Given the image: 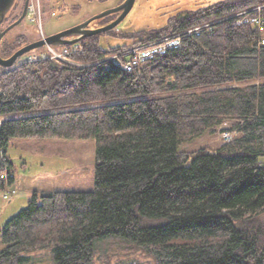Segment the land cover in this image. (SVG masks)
Instances as JSON below:
<instances>
[{
    "label": "trees",
    "instance_id": "16d2710c",
    "mask_svg": "<svg viewBox=\"0 0 264 264\" xmlns=\"http://www.w3.org/2000/svg\"><path fill=\"white\" fill-rule=\"evenodd\" d=\"M261 5L220 0L156 29L109 32L130 44L85 39L69 54L85 67L0 68V193L15 183L2 178L16 175L12 138L96 140L94 190L32 192L2 229L0 264H29L38 251L54 264H105L113 256L96 263V252L106 246L141 249L128 264H264V32L228 20L132 72L101 62L107 47L115 54ZM33 110L54 112L12 117ZM225 122L231 142L183 150Z\"/></svg>",
    "mask_w": 264,
    "mask_h": 264
},
{
    "label": "rangeland",
    "instance_id": "374dc122",
    "mask_svg": "<svg viewBox=\"0 0 264 264\" xmlns=\"http://www.w3.org/2000/svg\"><path fill=\"white\" fill-rule=\"evenodd\" d=\"M218 1L220 0H137L132 12L114 31L120 35H131L156 29L164 26L171 16L185 12L193 8L192 6L204 7ZM121 3L122 0H41L42 25L40 26L26 18L8 34L6 39L18 40L21 35L26 37H23L22 41H32L38 37L45 38L77 26L98 14L119 6ZM114 18L115 16L112 15L102 20H108V23H103L109 24L115 20ZM102 20L94 21L91 26L95 28H99L100 25L103 26ZM27 25L32 26L28 33ZM101 42L103 46H115L130 44L133 40L132 38H123V36L114 37L112 33H106L102 36ZM55 48L60 50L61 47ZM45 52L47 49L43 47L26 54L16 67L27 57L40 56ZM53 112V110H33L15 114L12 117H32ZM228 125L231 128L233 126L231 122H225L218 128L217 132L207 131L200 137L188 142L183 150L191 151L204 146L220 148L228 144L229 142L225 143V137L222 136L224 132L222 127ZM8 151L9 160L13 165L12 169L16 173L14 187L18 189V193L10 201L4 200V192L0 193V252L5 249L2 229L10 219L28 206L32 192L34 190L40 191L41 185L44 183L52 186L61 184L63 187H68L73 185V182L86 184V182L91 181L92 186L88 187L87 191H93L95 187V139L12 138L9 142ZM20 180L21 183H19ZM121 251V249L109 250L108 246L101 250L98 249L96 263L106 257L113 256L109 263L106 262L105 264H128V261L124 260L125 254L129 253L130 257H133L143 253L139 248ZM118 253L122 255L120 259L114 257ZM29 256L31 258L29 264H54L50 251H38L29 254ZM142 258L147 264H155L149 257Z\"/></svg>",
    "mask_w": 264,
    "mask_h": 264
},
{
    "label": "built area",
    "instance_id": "2783aa9c",
    "mask_svg": "<svg viewBox=\"0 0 264 264\" xmlns=\"http://www.w3.org/2000/svg\"><path fill=\"white\" fill-rule=\"evenodd\" d=\"M41 0H32V4L29 10V18L31 21L38 23L40 26L42 25V11H41ZM264 9V5L256 7L251 10L243 11L237 13L233 16H229L222 20L205 24L196 28H191L184 30L182 32L167 36L161 40L146 43V44H136L133 45L126 50L113 54L111 49L106 48L104 51L108 53V56L102 60L101 62L111 61L113 64L126 72H132L135 68L141 66L146 62H150L155 60L157 57L166 56L173 51L179 50L182 46L183 39L185 38H195L200 37L203 33H207L209 35L213 34V26L215 24L234 20L235 25L242 26L250 24L253 27L257 28L260 32H264V17L262 15ZM260 45H264V37L260 39ZM47 52L41 54L40 56L35 55L26 58L22 61V64L28 62H38L45 59L50 60H58L65 62L70 65L85 67L88 66L86 64H81L72 58L69 57V54L72 51L81 50V45L75 44L71 46L69 49L67 46L61 47L60 50H57L54 46H46ZM224 131L222 136L225 138V143L231 142L235 136L236 131L231 129V126L222 127ZM2 178L6 180H11L15 182L16 175L14 173L4 172L2 174ZM18 191L14 187V185H7L4 191V200L10 201L16 195Z\"/></svg>",
    "mask_w": 264,
    "mask_h": 264
},
{
    "label": "water",
    "instance_id": "95a60500",
    "mask_svg": "<svg viewBox=\"0 0 264 264\" xmlns=\"http://www.w3.org/2000/svg\"><path fill=\"white\" fill-rule=\"evenodd\" d=\"M17 1L18 0H0V42L10 30L20 25L27 15L26 5L22 16L4 31L1 30L3 23L7 20L9 15L13 12L14 8L16 7ZM136 1L137 0H124L119 6L107 10L101 14H98L77 26L59 32L57 34L45 37L38 42H34L29 45H26L25 47H22L7 59L3 58L0 53V67L6 69L13 68L18 64V62L24 55L46 46H73L77 43L84 41L85 39L114 31L132 12ZM112 15H117V17L111 23L95 29L89 28V26L94 21L102 20Z\"/></svg>",
    "mask_w": 264,
    "mask_h": 264
},
{
    "label": "flooded vegetation",
    "instance_id": "af4514ba",
    "mask_svg": "<svg viewBox=\"0 0 264 264\" xmlns=\"http://www.w3.org/2000/svg\"><path fill=\"white\" fill-rule=\"evenodd\" d=\"M28 3V4H27ZM32 4V0H18L16 7L14 8L13 12L9 15V17L7 18V20L3 23L1 30L4 31L5 29H7L10 25H12L13 23H15L23 14L26 5H27V15L25 17L29 18V10ZM115 16L114 19H116L117 15H113ZM24 19V20H25ZM23 20V21H24ZM30 20V18H29ZM31 21V20H30ZM32 22V21H31ZM108 23V22H107ZM107 23H103L105 25H107ZM28 27H26L27 29V33L30 32V29H32V26L27 25ZM99 27H102L101 25ZM90 29H95V27H92L91 25L89 26ZM14 29V28H13ZM12 29V30H13ZM10 30L6 36L1 40L0 42V53L1 56L5 59L11 57L16 51H18L19 49H21L22 47H25L26 45H29L31 43L34 42H38L40 40H42V37H38L33 39L32 41L28 40V41H22L23 37L25 36H20V38H18V40H12L10 41L9 39H6L8 34L12 31ZM26 38V37H25ZM28 39V38H27ZM22 41V42H21ZM19 43H21V45H19ZM29 54V53H28ZM25 56V55H24ZM23 56V57H24ZM22 57V58H23ZM21 58V59H22ZM28 58V57H27ZM25 60V59H24ZM19 63V62H18ZM18 65V64H17ZM16 67V66H15ZM2 68V67H0ZM6 69V68H5Z\"/></svg>",
    "mask_w": 264,
    "mask_h": 264
},
{
    "label": "crops",
    "instance_id": "0c3cea01",
    "mask_svg": "<svg viewBox=\"0 0 264 264\" xmlns=\"http://www.w3.org/2000/svg\"><path fill=\"white\" fill-rule=\"evenodd\" d=\"M9 153V151H8ZM56 182V181H55ZM21 183V180L20 182ZM18 183V184H19ZM61 183V182H60ZM91 181L88 183L86 182V184L84 182H73V185L71 186H68V187H63L61 184L60 185H57L55 184L54 186H52L51 184H47V183H42L43 185H41V190L39 192H45V193H51V192H70V191H87L88 190V187H91ZM17 184V185H18ZM29 184V183H28ZM31 185V184H29ZM36 185V184H35ZM43 186V187H42ZM66 186V185H64ZM59 188V189H58ZM34 191H37V190H34Z\"/></svg>",
    "mask_w": 264,
    "mask_h": 264
}]
</instances>
